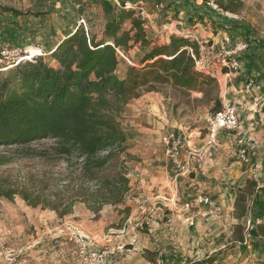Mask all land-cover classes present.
<instances>
[{
	"label": "trees",
	"instance_id": "obj_1",
	"mask_svg": "<svg viewBox=\"0 0 264 264\" xmlns=\"http://www.w3.org/2000/svg\"><path fill=\"white\" fill-rule=\"evenodd\" d=\"M68 1L82 9L97 3ZM117 1L123 4L134 0ZM213 2L229 13H236L242 6L240 0ZM46 15L43 10L21 11L0 5V16L16 29L21 28L22 18ZM230 20L228 28L216 26L238 32L244 29L237 20ZM126 23L127 29L123 28ZM243 40L248 47L255 42L264 48L260 41L249 37ZM135 45L146 51L140 67L128 65L119 74L117 50ZM48 56L40 53L0 68V147L4 151L0 153V166L16 158H38L50 165L64 161L65 167L58 174L60 178L47 172L28 174L24 181L0 177V200L12 201L18 196L26 205L49 209L59 217L72 213L74 205L82 203L96 217L105 205L123 204L129 191L127 170L120 160L128 135L118 116L131 99L170 85L201 93L212 101L213 112L223 107L216 79L195 68L198 42L188 36L170 35L166 42L151 38L146 33V20L131 9L119 8L100 34L90 33L82 24L75 25ZM234 192L233 213L239 229L231 244L247 242L246 227L243 229L240 223L244 217L253 224L254 234L263 239L264 220L252 216L264 211V185L246 179ZM145 254L155 263L148 256L151 253ZM192 264H211V260Z\"/></svg>",
	"mask_w": 264,
	"mask_h": 264
},
{
	"label": "crops",
	"instance_id": "obj_2",
	"mask_svg": "<svg viewBox=\"0 0 264 264\" xmlns=\"http://www.w3.org/2000/svg\"><path fill=\"white\" fill-rule=\"evenodd\" d=\"M158 1L164 3V8L161 10L155 8V3ZM145 4L149 17L146 20V33L149 37L166 42L173 33L186 31L187 34L184 36L198 40L199 38L204 39L202 40L204 42L211 41L210 46H207V49L211 51H207V54H210V57L207 55L208 62L215 66V72L220 78L221 92L223 90L222 105L234 104L237 106L239 116L237 135H240L241 139L248 138L252 143H258L259 136L264 133V67L260 66L264 63V48L255 45V42H253L254 45L251 43L246 51L237 55V69L228 72L226 68L218 67L219 62L216 61V57H219L214 53V50H218L219 53L227 36L231 38V41L243 39L238 31L223 30L216 26V24H222L228 28L232 24V20L221 17L200 0H145ZM162 26L168 31L160 30ZM250 78H253L254 84L250 88H246V82ZM165 137V135L162 136L163 141ZM129 138L126 140V145L132 141ZM194 138V135L191 136V134L184 135L183 143L178 149L180 160L186 158L192 147H197L200 151V148L206 146L204 140ZM226 140H232L227 132L220 137V144L212 147L207 145L203 152V157H205L203 162L193 161L194 174L191 177L180 176L179 182L173 181L172 175L176 172H174V165L168 153H163L159 160L126 163L129 191L124 203L117 206H104L119 214L118 221L121 218V221L113 226L115 228L110 229H119L127 218H131L132 221L144 220L145 223L141 228H136L132 224L126 235H116L105 239L104 229L100 223L84 225V228L80 223L70 221L68 218H59L52 211L31 208L19 197L13 199L14 206H11L7 200H0V224L5 222L3 226L0 225V234L3 236L6 233L9 234L5 239L11 240L14 244L12 246L17 249L20 247L19 252L22 253L23 250L25 252V248H27L26 253L32 259L31 264H73L74 251L78 244L77 237L68 234V229L85 231L92 241H98V245L100 244V247L105 250L104 254L111 253L103 254V261L100 264H153L147 260L146 251L157 252L162 264L165 262L173 264L172 248L165 241L167 235L177 229H191V226L188 225L191 213L183 211L179 200H189L215 183L210 191L217 192L219 196L216 202L217 209L226 211L228 216L233 217L235 193L220 189L219 185L242 187L246 179H254L259 185H264V161L258 162L257 156L242 161L236 154L234 156L238 161L231 159L232 162H230L229 159L225 164L222 162L219 155L225 154V146H227V142H230ZM160 150L161 152L165 151L163 146ZM255 153L254 149L253 154L255 155ZM140 204L145 205L149 210L156 207V210L141 213L139 211ZM125 207H127V211L123 210ZM254 214L258 215L257 219L264 220L263 210L256 211ZM93 215L87 214L90 217ZM168 217L170 222L166 223L165 220ZM7 223L10 226L6 228ZM201 230L204 234L212 232V229ZM100 238L102 243L99 242ZM263 240L264 238L262 241L252 240L247 243L237 242L235 244L229 242L226 245H221V248L230 245L231 252L225 253L220 264H264V251L260 250L264 244L258 243ZM197 244V242L193 243L191 249H195ZM119 245L125 247L118 248ZM55 247H58V251L55 252L57 259H53L52 256L55 254L52 253ZM221 248L219 247L218 250ZM197 251L194 252V255L198 253ZM203 256L205 255L200 258ZM200 258L196 255L190 263L202 259H212L208 255L205 258ZM217 263L216 259L211 262V264Z\"/></svg>",
	"mask_w": 264,
	"mask_h": 264
},
{
	"label": "rangeland",
	"instance_id": "obj_3",
	"mask_svg": "<svg viewBox=\"0 0 264 264\" xmlns=\"http://www.w3.org/2000/svg\"><path fill=\"white\" fill-rule=\"evenodd\" d=\"M204 1L206 0H200L202 3ZM240 1L242 2V6H240L236 13L232 14L236 15L237 21L244 25V29H241L240 31L241 38L244 39L249 37L252 40L261 41L264 45V0ZM0 5L10 6L21 11L43 10L47 12V15L40 19H20L22 25L20 29H16L6 21L5 17L0 16V68L6 66L10 67V65L17 60H23L26 59L27 56H32L30 55L31 50L37 51V54L42 53L45 58L49 59L48 51L53 48L67 32L71 31L75 25L82 24L90 33L100 34L104 24L108 20L113 19L119 10V7L113 0H97V3L91 2L90 6L83 9L75 4H71L68 0H0ZM218 15L223 17V15L219 13ZM82 20L83 22H81ZM193 23L194 21L192 24ZM128 27L129 25L126 23L123 28L127 29ZM160 30L168 31V29L163 26ZM185 32L186 31L175 32L173 35L177 34L176 36H184L185 34L182 33ZM160 33L161 31L159 34ZM191 39L195 40L196 38ZM202 40L204 39L199 38V41L203 43L206 48L207 46H210L211 41L204 42ZM3 50L8 51L6 53V58H4V55L1 53ZM120 51L123 56L117 52L120 59V65L118 67L119 74H121L128 65L140 67V61L146 52L145 49H141L138 45ZM207 51H210V49L199 50L201 55L203 54L205 57L206 65L215 71V66H212L213 64L208 62V56L210 57V54L208 55ZM214 53L218 54V50L215 49ZM217 60L219 62L218 67L222 68L220 57H216V61ZM260 66L263 68L264 64H261ZM258 80L260 81V79ZM258 84H261V82H258ZM221 85H223V83H221ZM218 86L219 97L223 104V90L221 92L219 83ZM211 112H213L212 101L203 98L201 93L195 91L188 93L187 91L173 88L170 85L160 87L158 92H143L139 97L131 99L123 107L122 112L118 116V121L126 131L128 138L130 137L129 140H132L130 142L128 141L129 145L125 144L126 150L120 154V160L123 163V166L126 168V163L131 162H150L153 160H159L163 153H168L170 157V144L167 143L166 140H162V136H167L169 133H174L176 136H179L182 143L184 135L187 136L190 134L191 136L194 135L196 139L204 140V143H206L208 139V130L205 116ZM226 132L229 133L232 140H226L230 142H227V146H225V154H223V156L219 155L224 164L229 159L230 162L234 160L238 161L237 157L234 156L238 154L237 151L241 147V142L239 141L241 136L237 135V131L231 130L230 132L228 130H223L219 133L216 140L208 145L212 147L220 144V137ZM259 137L260 139L258 143H252V141H250L247 160L249 158L252 159L253 156H257L256 158L258 159V162L264 161V133ZM226 141H224V143H226ZM162 146L165 149L164 152H161L160 150ZM206 146L203 147V152L207 148ZM254 149L256 150L255 155L253 154ZM197 151H199L197 147H192L190 151L191 155L189 157V172L179 174L176 180L177 182H179L178 178L180 176L191 177V175L194 174V162H203L205 158L203 157L204 153L201 154L200 158L196 155ZM3 152V148L0 147V153ZM188 155L189 153H187L186 158L183 161L187 159ZM64 167V161L50 165L38 158H16L8 164L0 166V177L7 178L10 181H15L16 179L24 181L28 174L31 175L47 172L54 178H60L58 174L63 171ZM173 169L174 172H177L175 171V167H173ZM170 173L172 174L173 170ZM170 173L169 175H171ZM174 175H172V178H174ZM178 186L179 184L177 183V187ZM214 186L215 183L212 186L205 188L203 192H199L194 197L189 198V200H179L183 211L185 210V212L191 213L188 220V225L191 226V229H177L172 231L170 235H167L165 241L172 248L171 252L173 253L172 255H174L173 264H190V261H192L193 257H196V255H198L199 258L202 255H208L212 258L211 262L213 259H216V261H218L217 264H220L221 259H224L223 256L225 253L231 252L229 250V248H231L230 245H227L225 248H221V245H226L229 242L231 243L236 238V230L239 229L237 227L238 221L234 216H228L226 211H220L217 209L218 206L216 202L218 201L219 196L217 192H214L213 190L210 191V188ZM237 187L239 186L230 185L225 187L219 185L220 189H226L227 192H234V188ZM198 195L208 196L211 203H198L196 200ZM16 197L18 196H15L14 198ZM8 202L11 206L15 205L14 200ZM186 202L190 203V207H184ZM35 208L36 210L41 211H51L49 209H41L40 207ZM84 212L86 215H83L85 214ZM87 214L92 215L93 213L89 211L84 204L76 203L72 213L63 216L62 218H68L70 221L80 223L83 227L84 225L89 226L95 223H100L102 229H104V236H106L105 239L117 235H110L108 230L110 228H115L113 227L116 225L115 223L118 224L121 221V218L118 221L119 214L114 210L111 211L110 208L103 207L96 217L94 215L90 217L87 216ZM257 216L253 214L252 217ZM247 220L248 219L245 217L241 219L240 223L243 229L246 227ZM165 222H170L169 217ZM3 223L5 224V222ZM3 223L0 225L3 226ZM9 226L8 223L5 225L6 228ZM201 229H212V232L204 234ZM245 233L247 242L252 240L262 241V239L254 234V230L246 229ZM8 235L9 234L7 233L4 236L0 234V264H31L30 262L32 259L28 253H26L27 248H25V252L24 250L22 253L19 252L18 250L20 247L17 249L15 246H12L14 244L11 240L5 239ZM92 242V244L85 248L83 254H80L81 248L77 242L78 247H76L74 251L75 259L73 264H84L88 261V256L91 251L105 253V250L100 247V244L98 245L97 240H93ZM99 242H103L101 238ZM196 242L198 244L196 245V248L192 250L191 245ZM258 243L264 244V240L263 242ZM219 247L221 249L218 250ZM262 248H264V246L260 249L263 252L264 249ZM196 250H198V253L194 255ZM57 251L58 247H55L53 248L52 253ZM146 252L151 253L148 256L155 259V263L153 264H162V261H160L161 259L157 256V252ZM52 256L53 259H57L56 253ZM205 256L202 258H205ZM164 264L168 263L165 262Z\"/></svg>",
	"mask_w": 264,
	"mask_h": 264
},
{
	"label": "built area",
	"instance_id": "obj_4",
	"mask_svg": "<svg viewBox=\"0 0 264 264\" xmlns=\"http://www.w3.org/2000/svg\"><path fill=\"white\" fill-rule=\"evenodd\" d=\"M115 4L119 8H125V9H131L135 12V14L142 19L148 20V11L146 9V4L145 0H134V1H125L123 4H120L117 0H113ZM206 5L214 12H217L225 17H228L233 20H237V16L229 13V12H224L218 8V6L213 2V0H206ZM155 8L156 9H163L164 8V3L162 1H158L155 3ZM83 22V20L81 21ZM182 34H187L182 33ZM198 44H199V50H207L206 46L203 45L198 39H195ZM248 48V44L243 40V39H238V40H232L230 37H225L224 43L220 48V51L218 53V56L220 57V63L222 68H226L228 72L236 70L238 66V59L237 55L241 52L246 51ZM7 50H3L1 53L4 55V58H6V53ZM119 54H122L120 50H117ZM1 60V59H0ZM19 60L16 62L12 63L10 66L13 64L17 63ZM195 68L197 71L204 73L206 75H209L213 78H215L218 83L220 84V79L217 76V73L210 69L205 62V57L204 55L199 52V56L195 58ZM254 84L253 78H250L246 82V88H250ZM238 109L237 106L234 104H224L222 109L216 111V112H211L206 114L205 116V121L207 123V130H208V139L206 141L205 145L212 144L216 138L218 137L219 133L223 130H236L238 129ZM165 140L167 143L170 144V157L172 160V163L174 167L176 168V173L174 175V181L176 182L177 177L179 174H184L186 172H189L190 168V160L189 157L191 155V152L187 156V159L185 161H181L178 156V149L182 145V140L180 139L179 136H176L174 133H169L166 137ZM251 140L248 138L241 139V147L238 149V156L242 161L247 160L248 158V153H249V143ZM203 153V148L200 149L199 152L196 153L197 156L201 158V154ZM197 202L198 203H203V204H210L211 200L208 196H202L198 195L197 196ZM185 208L190 207V203L186 202L184 204ZM156 210V207H152L150 210L145 206L140 204L139 205V211L141 213L145 212H154ZM259 220H257L255 223H258ZM144 220L139 219L132 221L131 218H127L125 222L121 225L119 229H109V234H117V235H126L130 231V226L134 224L136 228H141L144 225ZM254 226L251 224L250 220H247L246 222V229L247 230H253ZM68 234L70 235H75L77 237V242L79 243V246L81 248L80 254L84 253L85 248H87L88 245L92 244V239L89 237L88 234H86L84 231L79 230V229H68ZM124 245H119L118 248H123ZM103 252L98 253L97 251H91L89 256H88V261H86L84 264H100L103 261Z\"/></svg>",
	"mask_w": 264,
	"mask_h": 264
},
{
	"label": "bare ground",
	"instance_id": "obj_5",
	"mask_svg": "<svg viewBox=\"0 0 264 264\" xmlns=\"http://www.w3.org/2000/svg\"><path fill=\"white\" fill-rule=\"evenodd\" d=\"M35 54H37V51H34V50L32 51V50H31L30 55L33 56V55H35ZM30 57H31V56H27L26 59H29ZM8 67H9V66H8Z\"/></svg>",
	"mask_w": 264,
	"mask_h": 264
}]
</instances>
